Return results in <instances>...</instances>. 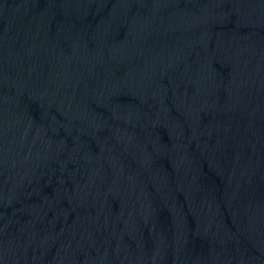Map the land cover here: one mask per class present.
I'll use <instances>...</instances> for the list:
<instances>
[{
	"label": "water",
	"instance_id": "water-1",
	"mask_svg": "<svg viewBox=\"0 0 264 264\" xmlns=\"http://www.w3.org/2000/svg\"><path fill=\"white\" fill-rule=\"evenodd\" d=\"M0 264H264V0H0Z\"/></svg>",
	"mask_w": 264,
	"mask_h": 264
}]
</instances>
